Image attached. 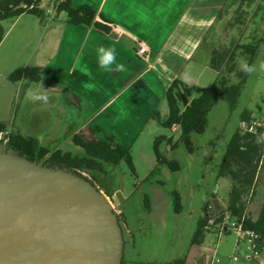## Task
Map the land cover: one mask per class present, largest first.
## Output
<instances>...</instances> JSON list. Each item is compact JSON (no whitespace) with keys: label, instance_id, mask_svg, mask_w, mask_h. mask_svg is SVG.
<instances>
[{"label":"crops","instance_id":"0c3cea01","mask_svg":"<svg viewBox=\"0 0 264 264\" xmlns=\"http://www.w3.org/2000/svg\"><path fill=\"white\" fill-rule=\"evenodd\" d=\"M236 3L237 0H72L74 8L82 5L94 8L98 13L96 21L111 28L106 34L94 26L71 24L66 12H57L56 4L48 8L42 1L45 18L35 16L38 43L22 67L49 71L40 82L17 83L22 99L42 84L48 90V102L38 101L29 109L20 105L17 112L24 116L21 123L9 116L0 124L5 130L35 138L40 143H54L56 149H60L56 143L62 142L57 140L64 138L72 146V138L80 135L87 141L112 142L132 151L146 128L157 123L153 115L166 102L171 84L179 80L192 89L191 85L199 81L196 56L210 34H216L223 22H229L226 31H220L228 38L229 33L233 35L232 28L241 25L239 29L243 27L244 31L264 11V0H241L234 8ZM139 41L148 46L145 56L137 52ZM101 45L115 48L116 64H122L123 71L108 72L99 66L97 49ZM207 68L206 64L204 70ZM39 110L55 118L64 117V121L71 118L75 124L72 128L69 125L64 137L60 136L66 122L61 119L59 126L54 125L56 129H48L46 124L43 127L47 131L39 128L34 132L31 127L40 122L32 118ZM257 113L246 114L254 117ZM177 128L180 129L173 130ZM236 244L237 241L230 250L222 249L219 244L213 248L205 239L202 246H193L186 264H261L260 259H249L247 242L241 243L239 261L233 262Z\"/></svg>","mask_w":264,"mask_h":264},{"label":"rangeland","instance_id":"374dc122","mask_svg":"<svg viewBox=\"0 0 264 264\" xmlns=\"http://www.w3.org/2000/svg\"><path fill=\"white\" fill-rule=\"evenodd\" d=\"M42 1L48 8L57 2V0ZM240 2L241 0H237L234 8H237ZM259 14L258 18L249 22V27L244 31L243 27L239 29L241 25L235 27L236 31L232 28L233 35L229 33L228 38L220 34L221 30L226 31V24L229 23L223 22L221 30L218 27L216 34H210L196 56L199 66L196 72L201 78L191 85L194 99L201 95L203 88L213 86L218 78V73L211 69V65L209 67L211 51L223 45L231 47L238 42L256 46L255 52L238 55L236 72L230 80L234 84L241 81L238 73L242 71L241 66L244 63L248 64L250 59L252 60L250 66L255 65L256 71L246 75L234 105L227 98L218 99L209 113L206 131L203 134H191L192 152L185 142L180 140L181 129L171 131L163 128L156 121L157 123L146 128L132 148L135 174L126 163L118 167L107 165L105 170L109 175L98 173L92 176L84 173V176L92 180L105 194L109 193L112 196L108 198L123 222L126 233L123 264H173L188 258L193 248L192 240L204 217L205 206L212 202L214 214L227 209L233 182L219 178V170L227 147L246 113H257L258 110V113L264 112V70L259 67L260 63L264 62V11ZM37 22L35 16L25 14L20 18L8 19L0 23V123L9 116L16 123H21L24 116H21L22 112L19 110L17 112V109L23 105L29 109V106L33 105L29 99L31 94L26 99H22L19 84L11 82L9 76L25 65L34 50L33 46L38 43ZM143 43L146 44L143 41L137 42V52ZM206 64L208 68L204 70ZM160 115L162 119L168 115L166 102L160 109ZM58 116L55 118L53 114L39 110L35 112L32 120L39 121L40 124L37 123L31 128L36 132L39 128L45 129L43 126L47 124L48 129H56L54 125L59 126L61 120L65 119ZM64 122L67 127L63 126L64 131L60 137H64L75 124L71 122V118ZM161 135L172 138V144L164 142L161 151L169 160L177 161L180 170L173 171L157 163L154 143ZM57 141H62L60 144L56 143L61 150L71 151L74 154L82 152L73 141L72 146H68L64 138ZM41 143L49 150L56 149L54 143ZM256 189L257 196L253 195L246 201L247 216L254 218L264 204V172L258 178ZM175 192H179L182 198L183 209L180 213H176L174 208ZM236 241L237 237L232 231L221 233L217 226L210 227L206 232V243L213 248L219 244L222 249L227 247V250H230ZM240 255L242 256V253L239 252V258Z\"/></svg>","mask_w":264,"mask_h":264},{"label":"trees","instance_id":"16d2710c","mask_svg":"<svg viewBox=\"0 0 264 264\" xmlns=\"http://www.w3.org/2000/svg\"><path fill=\"white\" fill-rule=\"evenodd\" d=\"M42 0H0V23L8 19L18 18L24 14H30L40 19L45 18V10L41 8ZM57 12H66L69 22L80 27L94 26L98 30L108 34L111 28L101 22L96 21L97 11L89 5H82L79 8L72 6V0H57ZM256 46L252 44H237L231 47L221 46L212 52L211 68L218 73L215 84L201 90L198 98H193L192 89L186 84L175 80L166 93V103L168 115L161 118L160 112L156 111L153 119L163 128L173 130L175 127L181 129L180 140L184 141L187 148L192 152V133L203 134L208 127V116L212 108L217 104L219 98H227L234 105L240 94L245 77L248 73L241 71L238 73L241 81L238 84L231 82V76L236 72L237 58L239 54L253 52ZM255 52V51H254ZM252 60H248L250 66ZM49 69H41L35 66L20 67L10 76L11 82L28 80L31 83L40 82L45 72ZM84 79L86 77L83 76ZM252 117L245 114L242 120H250ZM5 130V126L0 124V131ZM257 138L259 142H257ZM72 141L79 147L81 153H72L61 149L49 150L42 146L35 138H27L19 133L11 132V140L7 147L13 148L29 160L44 162L49 167L59 166L68 168L79 176L95 183L84 176L88 173L95 176L104 173L107 165L118 167L126 163L132 173H136L132 151L120 145L114 146L112 142L87 141L80 135H75ZM172 138L161 135L154 143V153L160 165H165L173 171L180 170L177 161L169 160L161 151L164 142L172 144ZM175 146V145H173ZM264 172V139L256 135H241L239 131L228 145L224 160L219 170V178H226L233 182L229 193V204L227 209L214 214L208 203L204 209V217L199 223L198 229L192 240V246L200 247L206 239V232L210 227L219 224L226 210L233 212L238 219L245 217L244 226L254 230L261 235L264 240V204L256 217L247 216V200L253 195L257 196L258 178ZM96 186V185H95ZM102 191V189L99 188ZM107 196L112 197L109 193ZM149 202L147 201V204ZM174 208L176 213L183 209L182 198L179 192L174 193ZM215 220L214 225H210L211 220ZM124 263V260H123ZM122 263V264H123ZM173 264H186V259Z\"/></svg>","mask_w":264,"mask_h":264},{"label":"water","instance_id":"95a60500","mask_svg":"<svg viewBox=\"0 0 264 264\" xmlns=\"http://www.w3.org/2000/svg\"><path fill=\"white\" fill-rule=\"evenodd\" d=\"M125 248L97 186L0 144V264H122Z\"/></svg>","mask_w":264,"mask_h":264},{"label":"built area","instance_id":"2783aa9c","mask_svg":"<svg viewBox=\"0 0 264 264\" xmlns=\"http://www.w3.org/2000/svg\"><path fill=\"white\" fill-rule=\"evenodd\" d=\"M148 46L141 44L138 54L145 56L148 53ZM238 131L241 135H256L264 139V112L258 113L250 120H241ZM11 140V132L8 130L0 131V144L8 146ZM245 217L241 220L233 215V212L226 210L224 216L217 228L221 231H232L237 237V244L235 251L231 257L233 262L239 261V251L242 242H247L250 253L249 259H260V263L264 264V240L261 235L254 230L248 229L244 226ZM215 220L210 221V225H214ZM217 263L220 259L216 260Z\"/></svg>","mask_w":264,"mask_h":264},{"label":"clouds","instance_id":"9594fccd","mask_svg":"<svg viewBox=\"0 0 264 264\" xmlns=\"http://www.w3.org/2000/svg\"><path fill=\"white\" fill-rule=\"evenodd\" d=\"M97 52L99 53L97 62L99 66L104 69L105 71L112 72V71H123L124 66L122 64H116V50L113 47H106L101 45L98 49ZM113 65H116L115 68H113ZM261 70H264V62H261L259 65ZM242 70L245 71L246 73H252L256 71V66L252 65L249 66L247 63H244L241 66ZM41 89L43 91H41ZM47 91L42 87V84L38 86V89L29 97V99L33 102H48V95ZM257 142H259L257 138Z\"/></svg>","mask_w":264,"mask_h":264},{"label":"flooded vegetation","instance_id":"af4514ba","mask_svg":"<svg viewBox=\"0 0 264 264\" xmlns=\"http://www.w3.org/2000/svg\"><path fill=\"white\" fill-rule=\"evenodd\" d=\"M155 158H156V156H155ZM156 161H157V163L159 164L157 158H156ZM159 165H160V164H159ZM105 169H106V168H105ZM105 172H106V174H104V173H100V174H103V175H109V172H108V171L105 170ZM119 221H120V225H121V227H122V229H123V222L121 221L120 218H119ZM123 232H124V237H126V236H125L126 233H125L124 229H123ZM125 241H126V238H125Z\"/></svg>","mask_w":264,"mask_h":264}]
</instances>
